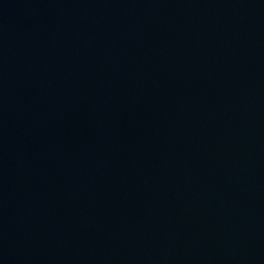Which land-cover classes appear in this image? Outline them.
<instances>
[{"label":"water","instance_id":"obj_1","mask_svg":"<svg viewBox=\"0 0 264 264\" xmlns=\"http://www.w3.org/2000/svg\"><path fill=\"white\" fill-rule=\"evenodd\" d=\"M0 264H264V0H0Z\"/></svg>","mask_w":264,"mask_h":264}]
</instances>
